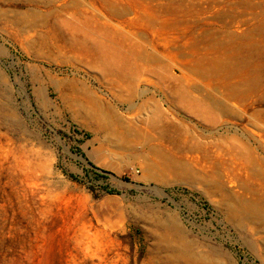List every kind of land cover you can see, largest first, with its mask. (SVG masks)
Here are the masks:
<instances>
[{
	"label": "rangeland",
	"instance_id": "rangeland-1",
	"mask_svg": "<svg viewBox=\"0 0 264 264\" xmlns=\"http://www.w3.org/2000/svg\"><path fill=\"white\" fill-rule=\"evenodd\" d=\"M0 264H264V0H0Z\"/></svg>",
	"mask_w": 264,
	"mask_h": 264
},
{
	"label": "trees",
	"instance_id": "trees-1",
	"mask_svg": "<svg viewBox=\"0 0 264 264\" xmlns=\"http://www.w3.org/2000/svg\"><path fill=\"white\" fill-rule=\"evenodd\" d=\"M81 154V153H80ZM81 156H84L83 154H81ZM104 172V171H103ZM97 176H101V175H97ZM102 177V176H101ZM109 193H115V191H113V190H110V191H108Z\"/></svg>",
	"mask_w": 264,
	"mask_h": 264
}]
</instances>
